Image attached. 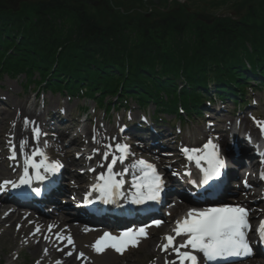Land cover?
Instances as JSON below:
<instances>
[{
  "label": "trees",
  "instance_id": "1",
  "mask_svg": "<svg viewBox=\"0 0 264 264\" xmlns=\"http://www.w3.org/2000/svg\"><path fill=\"white\" fill-rule=\"evenodd\" d=\"M167 1L160 0L168 11L158 22L132 27V38L126 35L130 27L89 24L82 11L71 22L77 27L72 38L56 23L69 21L71 11L48 19L0 9V76L24 75L28 84L48 91L84 90L108 112L127 99L140 107L152 103L181 121L182 114L198 116L212 97L237 102L248 82L264 90V0H172L171 8ZM189 7L212 16L223 7L231 15L206 24ZM259 75L263 79L255 80Z\"/></svg>",
  "mask_w": 264,
  "mask_h": 264
},
{
  "label": "rangeland",
  "instance_id": "2",
  "mask_svg": "<svg viewBox=\"0 0 264 264\" xmlns=\"http://www.w3.org/2000/svg\"><path fill=\"white\" fill-rule=\"evenodd\" d=\"M13 1H15V6L13 5ZM171 1L172 0L167 1V7H173ZM178 1L180 3L185 2V0ZM189 2L191 1L189 0ZM5 4L12 8H16L17 10H27L29 16L32 18L34 17V15L40 14L45 15V17L47 16L46 18L48 19L51 17L56 18L54 15H59L62 12L64 13L66 10L71 11L69 13V16H67L69 21L61 22L58 20V22L56 21V23L61 25L64 32L71 30L72 38L76 37L77 33L75 30H77V27L75 26L76 24H72L71 22H73L74 18H76L77 16V13L80 11H82L81 15L83 13H87L88 15H90V19H88L89 24L97 22L98 24L103 26H125L128 28L130 27L131 29L132 27L134 28L137 25H143V21L146 20L152 21L156 19L155 21L158 22V16L168 11V9H165L163 7V3L160 2V0H96L92 3H88L87 0H6ZM200 4L205 3L201 1ZM217 11L218 12L215 13V16H212L206 12H195L194 8L192 7L188 8V12L194 14L196 20H198L197 16L199 14H206L208 16H211L213 21L214 18L218 15H231L230 10L227 8L221 7ZM137 15L141 16L142 18ZM131 29L126 30V35H130L132 38L136 35L135 33H133V29L132 31ZM33 78V80H38V74L34 73ZM26 82L28 81H26V77L24 75H19L11 78L7 77L6 75L0 76V131H2L4 135L6 134L7 141L10 133L8 132L6 127L3 129V126L1 124L3 119L7 120L5 123L11 122L9 119L10 116L5 112V110L7 109L5 104H15L17 102H22L24 108L31 109L32 111H34V113H36L38 117H40V119L44 121V124L41 128L42 135H44L45 133H50V135H53L56 131L60 133V140H55L57 143H59V141H63L65 143L68 137L73 138L72 133L77 132V129L74 127L73 129L67 130V128H69L70 125L74 126L76 125V123H79V125L81 124V126H83L82 129L85 132L91 131L96 136H98L99 134H101L102 136L108 135L111 137L116 135V137H119V143L130 142L132 145L131 154L143 153V148H146L148 150L147 155H149V157L159 159L162 162L161 167L163 168H168V166L173 164V162L175 163L174 166L176 167L179 166V163L181 164V161H183V159L178 160L179 156L182 157V154H180V149H190V147H192L191 144L189 145L185 143L194 142L192 141L193 134L197 135V137L200 138L211 139L214 136V133L212 131H218L222 127H227L228 129L232 123L239 128V131L243 132L245 129L248 130L247 124L254 123L253 116H259L261 120H264V90L261 91L260 89L254 92L250 91L249 89L247 90L248 95L246 96V99H248V105L250 106L246 110L243 108L241 110V113L236 114V119L232 123L226 122V118L224 116L229 117L227 113L223 114V116L222 112H211L204 107V112L202 110V112L204 113L203 117L194 119L193 122L184 121L180 125V123L175 122V119L172 115L164 114L163 112H158L156 121H153L151 117L154 113L155 105L152 103H148L147 107L141 110L135 100H127V108L121 107L120 109L110 113H106L103 109L98 108L97 110H94V102L90 100L88 96H82L79 91L73 92V95H69L62 92H46V90L43 89L41 90L42 93H40L37 96L36 101H34L36 88L33 84H28L29 88L23 90V84H27ZM177 84L181 86L182 80H179ZM96 96H99V94H97ZM43 100L44 104L42 105ZM214 106L219 109H226L227 107H231V104H225L224 106L220 105L219 102H217L214 104ZM84 109L89 110H86L85 112ZM83 113L87 114V116L85 118H80L79 115H82ZM251 114L253 116H251ZM51 116L55 118L54 121L51 119ZM140 116L150 118V121L154 123V127L157 129V131L162 133V136L159 139L156 135H152L151 133L143 130L145 127L144 123L136 122L137 118H139ZM159 118L164 119V121H160ZM57 119L64 120V122L58 123ZM134 122L136 123L133 124ZM99 125L100 128L97 127ZM125 126H127V128L124 132L122 131V129L125 128ZM179 129L181 130V132L179 131ZM248 133L250 134V136H252V133L250 131ZM168 136L169 138L167 140H170V144L168 145V147H164L163 149L158 148V143L160 142L163 144L165 142L164 138H167ZM252 138H255V135L252 136ZM81 139L83 141L82 146L83 148H85L88 138L87 136L86 138L85 136L81 138L78 137V140L81 141ZM137 139H143L144 141L143 143H139ZM194 140L196 141L195 138ZM44 142L45 140L43 141V143ZM115 144L116 143L114 142L112 150ZM186 145H188L189 147ZM2 147L3 146H0V149ZM11 147L12 146H9V148ZM71 147L72 146H68L65 147L66 149H63L64 152L60 157L61 159L59 160V162L64 165V167H67L66 171L73 172L74 176L76 177V175L81 174L83 170L89 171L90 169H88L87 167L71 168L72 171L68 169V162H73L75 157L74 155H79L80 153V151L79 153H75L73 151V148ZM69 149L70 156H68V159H66L64 158L66 157L65 150L67 151ZM92 150L93 149L91 145L86 148L85 153L88 158L91 157ZM129 158L130 160H132L131 157ZM231 167H233L232 164ZM135 171L137 170L135 169ZM172 171L175 172L176 168H172ZM243 172L250 173V171L246 169H244ZM243 172H240L241 176H243ZM89 178V175H86V177L84 178V182ZM167 179L168 178H166V180ZM244 180H246V178ZM235 188H237V186L233 185L231 189L234 190ZM248 191H252V193L254 192V190L251 188H248ZM69 197V201H71L73 197L70 195ZM64 198H67L66 195L62 197V199ZM64 201L67 204L70 203L67 200ZM8 208L11 209L13 207L9 205ZM44 211L47 213V211H50V208H45ZM21 212L26 213V211L23 210ZM167 212V209H165L164 213L160 216V218H158V220L164 219L170 221L171 219L167 217ZM33 215L36 216L35 214ZM7 227L8 226L4 228L2 227V229H0V264H57V261H59V257H56L50 263H41V254L31 255L30 249L26 245L23 238H20L19 242L11 244L9 242V230H7ZM97 239L98 237L95 236H92L91 239L82 236L80 239L76 240V244L71 246V251H73V253L77 257L80 253H83L84 255L82 258L85 259V261H87V263L89 264H99V261L100 263H104L108 258L105 251L97 253L92 248V245ZM137 248H141V242H139L136 248L130 247L131 250L136 251ZM173 259H175V256L171 257L169 261ZM156 260V257H151L148 260H146L144 257L139 261V264H154ZM248 260H253V258L247 259L246 261ZM246 261H242L237 264Z\"/></svg>",
  "mask_w": 264,
  "mask_h": 264
},
{
  "label": "bare ground",
  "instance_id": "3",
  "mask_svg": "<svg viewBox=\"0 0 264 264\" xmlns=\"http://www.w3.org/2000/svg\"><path fill=\"white\" fill-rule=\"evenodd\" d=\"M5 106L7 108L5 112L8 113V115L10 116L9 119L11 122L5 123L7 120L3 119L1 123L3 129L6 127V129L10 133V136L8 137L7 141L6 134L4 135L2 131H0V146H3L0 149V182H3L5 180H11L16 174L21 172L23 173L24 156L20 152L21 141L26 142L24 148L25 152L30 153L36 147H39L45 152V154L48 156V159L51 156H54L55 158H60L64 152L63 149L66 146L65 144H61L60 142L57 143L55 141L56 139L60 138V134L56 132L55 135L48 137L47 147H42L40 145L39 139H35L33 137L32 129L34 126L39 127L41 129L44 124V121L40 119V117H38L36 113H34V111H32L31 109L24 108L22 102H17L15 104H5ZM25 118H27L28 121L34 123L25 124ZM97 127L100 128V125ZM247 128L250 131L252 130L251 133H253L257 137L255 138V140L258 142L260 139L259 136L263 135L260 131V128L255 124H247ZM86 134L88 136V142L92 146V149H97L98 151L93 152V159H87L88 156H86L85 154L86 148H83L82 143L80 141H78L77 139L74 140L73 138L71 140V143H74L73 149H78L81 152V154H79L78 157L74 160L73 165L77 167L92 168L93 174L90 175L93 177V182L92 184H88L90 188L88 189V192H86L87 188L84 185V178L86 177V174L82 175L81 173L80 176L76 175L75 177L73 172L66 173V179L70 178L73 181V184L67 188L63 186L61 194L69 192L73 196H80L85 201L95 202L98 204L99 207L105 208L107 203H104L101 199H98V193L93 192L91 195H88V193L91 191V186L97 182L96 177L101 173L106 172V160H104L102 157L103 153L105 151H109V149H106L104 146H113L114 142L119 143V137H116V135H114L113 137L108 135L107 137L103 135V137L101 134H99L98 136L95 135L94 141V134L91 131H86ZM206 142L207 141H205L204 143ZM8 145L15 148V153H13V150L11 151L8 149ZM112 151L113 150L111 147L109 152ZM13 154H15L16 158L14 159L15 161L12 162L10 159H8V156ZM65 154L67 157L69 155V152L66 151ZM111 154L112 153H110V156ZM183 154L186 155L185 153ZM230 156L232 157V154H230ZM252 156L253 154L251 153H247L244 156L245 165H249L251 167V170H249L250 173L243 172L244 168L240 172H243V176H241L242 179H244L247 174H250L248 176L247 181H251V184L255 186L258 183V179H255V177L253 176L260 171L262 172L263 166L261 168L257 166V163L254 162ZM256 156L259 155L256 154ZM141 157H144V159L148 160L149 162L158 164L161 162L159 159L149 157L147 153L146 155H141ZM135 159H137V157H135ZM9 160L12 162V164ZM101 165H103V167H101ZM203 167H206V164H204V162H201L200 167H198L195 161H190V170L188 171L187 178L194 179L197 175L203 174V172H197ZM128 168L130 169V171L129 173H127V176L133 172L132 166ZM247 169L248 168H246V170ZM31 171L32 170L30 169L29 172ZM237 174L238 172H232L231 175L236 176ZM129 176L127 177V179H123L128 182ZM13 190L18 193L21 192L22 194L27 196H30L34 193L31 186H21L20 188ZM238 191L242 193L237 198H230L229 196L223 198L220 202L216 204V207L225 204L242 205L249 210V221L250 223H252L255 221H252V219L258 217L261 214L262 210L260 206L255 210L250 209V198L253 197L254 200H257L260 195L264 197V187L255 189L256 193L254 195H251L250 192L246 191L245 187L242 186L241 180V184L238 186ZM234 192L236 193V190L233 191L232 194ZM86 196L87 199H85ZM179 196H181V194L171 196L169 210H167V217L171 219L170 221L164 219L158 220L161 221L159 226H157L154 221H150L144 224V229L147 235L145 238H142L140 240L141 248H137L136 251L131 250L129 247L123 252V254L117 253L111 248L105 249L104 251L107 254L108 258L104 263H100L99 261V264H139V261L144 257L146 260L150 259L151 257H156L157 260L154 264H166V262L174 256V253L171 249L167 251L161 250V246L166 243V241L164 240L165 236H175V232H173V224L177 219L179 212L185 206L181 203V198H179ZM66 199L68 198H64L63 200ZM77 201L78 199L76 200V202ZM49 205L51 207V210L47 211V213H44L43 210L34 209L33 211L36 213V216H34L33 212H27L25 214L22 213L21 209H25L22 204H16L13 209H8L9 206L8 204H6V198L4 196L0 197V229H2V227L4 228L8 226V237L9 242L11 244H15L19 242L20 238H23L25 240L26 245L30 249L31 255L41 254V263H50L56 257H59L60 264H89L82 257L78 259L76 255L70 251L71 245L67 243L66 239L58 240V234L64 237H71L72 241H75L76 244V240L80 239L82 236L88 239H91L92 236L99 238L105 232H109L112 235L118 236L121 232L124 231L110 230L114 229V227L104 226L109 228V231H106L105 229H102L101 226L95 223H91L90 221L80 219L77 216H68L67 205L62 201V199L56 198ZM126 230L128 229H125V231ZM45 237L48 238L45 239ZM175 240H178V238L176 237ZM184 240L185 239H182V241L180 240L179 243L183 242ZM45 250H47L46 253ZM181 250L183 251L188 249ZM69 252H71L72 255H67V253ZM235 263L236 261L225 264ZM185 264H187V262ZM240 264H264V261L250 260Z\"/></svg>",
  "mask_w": 264,
  "mask_h": 264
},
{
  "label": "snow or ice",
  "instance_id": "4",
  "mask_svg": "<svg viewBox=\"0 0 264 264\" xmlns=\"http://www.w3.org/2000/svg\"><path fill=\"white\" fill-rule=\"evenodd\" d=\"M28 123L34 122H30L25 118V124ZM257 125L261 133L264 134V122L258 121ZM32 134L35 139H39L42 134L41 129L34 126ZM93 140L95 141V134ZM25 143L21 141L20 144V152L24 156L23 174L19 176L18 182L10 180L0 182V191L7 190L9 186L11 189L30 186L33 178L38 181H44L49 177L55 176L63 167L59 161L50 162L48 156L39 147H36L30 153L25 152ZM104 147L111 149L112 146L105 145ZM94 151L98 150L94 149ZM182 151L186 154L187 159L195 161L198 167H200L201 162L206 164V167L201 169L203 178L199 181L200 184L206 185L214 178L220 177L221 170L226 167V161L221 157L218 145L211 139L204 143L202 148H184ZM13 153H15V148H13ZM129 154V144L116 143L111 154V162L107 164L106 172L96 177L97 182L91 186V191L88 195H91L93 192L98 193V199H101L104 203H109L114 198L121 196V190L126 181L123 178L118 179L117 177H123L129 173L130 169L124 168L121 172H115L114 165L117 162L123 164ZM109 155L110 152L105 151L102 158L107 160ZM11 158L15 159V154ZM132 168L137 170L132 173V203L144 204L146 201L160 202L164 191V180L157 173L155 166L144 160H137L132 164ZM30 169L34 175H30ZM260 179L264 180V172H261ZM244 184L245 187L248 186L246 180ZM34 191L38 192L39 189H34ZM85 199H87V196ZM154 223L159 226L161 221L157 220ZM250 229L249 210L242 205L225 204L202 210L192 208L187 212L184 219L176 221V227L173 230L175 236L167 235L164 237L166 243L161 246V250L167 251L171 249L175 255V259L167 261L166 264H177V262L178 264H185V262L198 264V257L193 252L201 253L207 261L231 257H247L253 255V249L247 239V233ZM257 233L261 242H264V220L260 221ZM146 235L143 227L136 230L128 229L121 232L118 236L105 232L95 241L92 248L97 253L111 248L117 253L123 254L127 248L136 247ZM181 236H186L187 239L180 243L175 242V237ZM47 238L45 237V239ZM57 239H66L69 245L73 243L71 237H64L58 234ZM181 249H191L192 251H182ZM46 252L47 250H45ZM67 255H72V253L69 252ZM83 255V253H80L77 258L79 259ZM57 264H60V262L57 261Z\"/></svg>",
  "mask_w": 264,
  "mask_h": 264
},
{
  "label": "water",
  "instance_id": "5",
  "mask_svg": "<svg viewBox=\"0 0 264 264\" xmlns=\"http://www.w3.org/2000/svg\"><path fill=\"white\" fill-rule=\"evenodd\" d=\"M5 1L6 0H0V9H6V10H17L16 8H12V7H10V6H7L6 4H5ZM88 1V3H92L93 1H96V0H87ZM197 19L198 20H200V21H202V22H204V23H206V24H211L212 23V17L211 16H208V15H206V14H199L198 16H197Z\"/></svg>",
  "mask_w": 264,
  "mask_h": 264
},
{
  "label": "flooded vegetation",
  "instance_id": "6",
  "mask_svg": "<svg viewBox=\"0 0 264 264\" xmlns=\"http://www.w3.org/2000/svg\"><path fill=\"white\" fill-rule=\"evenodd\" d=\"M15 1H13V5L15 6L16 4L14 3Z\"/></svg>",
  "mask_w": 264,
  "mask_h": 264
}]
</instances>
